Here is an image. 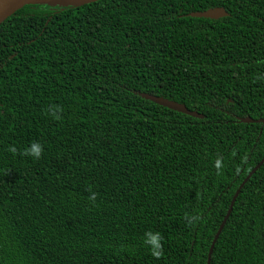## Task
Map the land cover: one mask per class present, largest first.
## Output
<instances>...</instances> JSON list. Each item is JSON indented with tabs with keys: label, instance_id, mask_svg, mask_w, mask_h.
Segmentation results:
<instances>
[{
	"label": "trees",
	"instance_id": "1",
	"mask_svg": "<svg viewBox=\"0 0 264 264\" xmlns=\"http://www.w3.org/2000/svg\"><path fill=\"white\" fill-rule=\"evenodd\" d=\"M261 118L264 0L23 5L0 23V264H207ZM209 264H264V161Z\"/></svg>",
	"mask_w": 264,
	"mask_h": 264
},
{
	"label": "water",
	"instance_id": "2",
	"mask_svg": "<svg viewBox=\"0 0 264 264\" xmlns=\"http://www.w3.org/2000/svg\"><path fill=\"white\" fill-rule=\"evenodd\" d=\"M96 0H0V23L10 16L13 12H15L17 9L22 7L23 5L26 4H43V5H49V6H79L82 4L90 3ZM227 13L225 10L221 7H212L208 8L203 11H194L190 12V16H198V17H207V18H219L221 16H225ZM141 96L149 99L157 104H160L162 106H165L169 109L176 110L178 112L193 116V117H202L201 113L196 112L195 110H189L186 108V106L182 103L173 101V100H168L166 98H163L161 96H156L148 93H141ZM243 122H248L251 121L252 119L249 117H243L240 119ZM257 122H260L261 124L264 123V118L261 119H256ZM264 161V155L262 158L247 172V174L244 176L240 184L238 185L237 189L235 190L233 196L231 197V200L229 202V205L227 207V210L219 223L216 232L214 236L212 237L211 243L208 248V253H207V264H209V258H210V253L214 244L215 239L217 238L218 234L220 233L223 224L225 220L227 219L231 209L233 202L243 185V183L249 178V176L260 166V164Z\"/></svg>",
	"mask_w": 264,
	"mask_h": 264
},
{
	"label": "clouds",
	"instance_id": "3",
	"mask_svg": "<svg viewBox=\"0 0 264 264\" xmlns=\"http://www.w3.org/2000/svg\"><path fill=\"white\" fill-rule=\"evenodd\" d=\"M10 151H15V148H10ZM24 153L28 156L34 157V158H39L41 155V146L33 142L31 143L27 148L24 149ZM216 166H220V161H216ZM94 198V194H93ZM159 235L158 233H149L147 234V243H149L152 246L153 253L156 255H159L158 249L160 248L159 244Z\"/></svg>",
	"mask_w": 264,
	"mask_h": 264
}]
</instances>
